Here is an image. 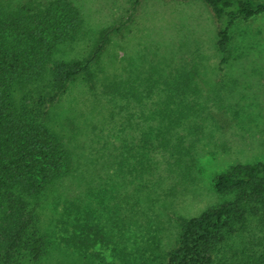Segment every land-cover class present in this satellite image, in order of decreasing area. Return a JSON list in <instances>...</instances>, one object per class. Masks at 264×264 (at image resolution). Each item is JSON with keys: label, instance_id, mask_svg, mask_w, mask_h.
<instances>
[{"label": "rangeland", "instance_id": "1", "mask_svg": "<svg viewBox=\"0 0 264 264\" xmlns=\"http://www.w3.org/2000/svg\"><path fill=\"white\" fill-rule=\"evenodd\" d=\"M21 4L25 0H1ZM81 24L56 55L77 61L100 33L111 35L91 81L77 79L51 109L70 166L41 195L49 258L76 264H164L178 217L229 196L214 179L237 163L264 161V13L230 27L222 61L216 20L200 0H70ZM88 220L103 241L76 251L62 240ZM67 237V236H66ZM249 222L228 253L260 248Z\"/></svg>", "mask_w": 264, "mask_h": 264}, {"label": "trees", "instance_id": "2", "mask_svg": "<svg viewBox=\"0 0 264 264\" xmlns=\"http://www.w3.org/2000/svg\"><path fill=\"white\" fill-rule=\"evenodd\" d=\"M200 1L216 20L226 18L216 35L222 61L230 57L229 30L235 21L264 13V0ZM140 2L133 1V11ZM80 24L70 0H0V264H76L49 258L57 242L41 230L36 209L41 195L70 166L61 136L47 125L51 109L71 83L91 81L111 35L120 30L102 31L80 60L58 57L59 47ZM214 189L229 197L196 216L177 218L178 237L164 264H264V242L253 250L226 249L249 222L264 227V161L231 165L215 177ZM99 230L88 220L76 221L62 240L87 251L103 241Z\"/></svg>", "mask_w": 264, "mask_h": 264}]
</instances>
